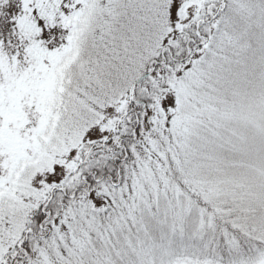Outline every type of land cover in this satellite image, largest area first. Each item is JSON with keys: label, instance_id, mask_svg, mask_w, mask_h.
I'll return each mask as SVG.
<instances>
[{"label": "snow or ice", "instance_id": "obj_1", "mask_svg": "<svg viewBox=\"0 0 264 264\" xmlns=\"http://www.w3.org/2000/svg\"><path fill=\"white\" fill-rule=\"evenodd\" d=\"M0 264H264V0H0Z\"/></svg>", "mask_w": 264, "mask_h": 264}]
</instances>
